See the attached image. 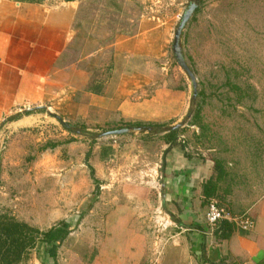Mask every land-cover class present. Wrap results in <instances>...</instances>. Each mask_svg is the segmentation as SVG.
I'll use <instances>...</instances> for the list:
<instances>
[{
  "label": "rangeland",
  "instance_id": "374dc122",
  "mask_svg": "<svg viewBox=\"0 0 264 264\" xmlns=\"http://www.w3.org/2000/svg\"><path fill=\"white\" fill-rule=\"evenodd\" d=\"M34 1L56 4L67 0ZM71 1L77 7L72 61L82 71L86 67L94 80L104 77L105 71L100 72L98 58L85 62L84 52H99L101 40L118 38L122 40L121 49L132 44L133 52L155 54L156 69L149 73L150 80L153 77L156 88L181 87L187 101L185 113L175 124L181 123L178 141L184 145L182 151L188 154V161L219 160L226 166L230 175L221 180V186L224 191L235 192L234 202L238 197L251 201L260 197L264 166V0H199L180 38L183 56L197 83L194 101L189 78L171 51L174 30L190 0ZM196 103L199 115L193 123L189 112L191 104ZM38 112L44 116L42 121L16 129L4 121L15 113L0 120V215L39 228L38 216L44 211L59 208L61 214L69 212L65 219L55 221L68 222L70 230L57 247L58 257H65L68 249L90 257L95 249L84 245L86 240L104 238L107 233L103 221L108 210L101 204L107 202L100 201L99 196L143 194L147 201L142 211L135 212L129 202L131 211L126 213L144 219L147 225L143 229L155 241L153 257L144 264H165L161 263L163 246L178 242L176 233L181 230L167 210L185 208L178 196L177 202H164L172 192L164 173L167 155L163 134L171 120L142 122L152 124L150 131L102 135L129 126L91 124L81 118L68 120L54 108ZM102 146L112 149L106 158L100 157ZM240 171L250 172L251 176L238 177ZM215 199L220 206L229 204L226 197L224 201ZM207 202L201 199L195 206L199 203L201 230L214 238L215 225H208L204 219ZM189 256L193 258L192 253ZM28 257L29 253L21 264Z\"/></svg>",
  "mask_w": 264,
  "mask_h": 264
},
{
  "label": "crops",
  "instance_id": "0c3cea01",
  "mask_svg": "<svg viewBox=\"0 0 264 264\" xmlns=\"http://www.w3.org/2000/svg\"><path fill=\"white\" fill-rule=\"evenodd\" d=\"M76 16L77 7L71 0L56 4L0 0V120L22 110L54 108L68 120L81 118L91 124L120 126L126 121L169 120L168 125L175 124L185 113L187 101L181 87L156 88L153 77L150 80L149 73L156 69L155 54L133 52L132 44L121 49L122 40L118 38L101 40L99 52H84L85 62L98 58L100 72L105 71L104 77L94 80L86 67L82 71L79 64L72 61L77 41ZM43 117L42 113L34 111L8 124L16 129L42 121ZM167 147L164 142V148ZM165 155L164 173L172 192L163 196L164 202H177L178 196L186 204L185 208H177V215L173 208L167 210L172 222L181 230L176 233L178 242L163 246L161 263L264 264V166L263 193L253 201L238 197L237 203L234 202L235 192L224 191L221 186V180L230 175V170L223 166L215 198L224 201L226 197L227 210L233 214H250L255 225L249 231L235 230L229 238L214 236V239L201 230L199 203L195 206L203 199L201 183L216 174L213 162L201 159L190 163L178 145L172 146ZM246 173L240 171L237 175L251 176L250 172ZM99 199L107 202L101 203L108 210L103 221L107 233L104 238L86 240L84 245L95 249L93 255L86 257V253L68 249L65 257H58L59 249L52 259L45 251V244L39 241L23 264H144L147 258L153 257L155 241L143 229L146 221L126 213L131 211L132 204L135 212H139L147 197L137 193H102ZM69 215V212L61 214L59 208L46 210L38 216V229L47 230L57 224V219Z\"/></svg>",
  "mask_w": 264,
  "mask_h": 264
},
{
  "label": "trees",
  "instance_id": "16d2710c",
  "mask_svg": "<svg viewBox=\"0 0 264 264\" xmlns=\"http://www.w3.org/2000/svg\"><path fill=\"white\" fill-rule=\"evenodd\" d=\"M24 1H33V0H24ZM42 108H33L29 110H24L22 112L15 113L5 118L4 121L8 122L18 118L21 115L30 114L34 111L41 110ZM190 120L193 123H196L199 115V105L191 104L190 107ZM3 121V122H4ZM124 123V124H123ZM123 126H144L151 127L150 123L142 122H123ZM161 127V124H154ZM68 130L70 127L65 126ZM178 128L170 129V126L163 130L165 137V142L168 144V147L164 150L166 153L172 146L179 145L183 150L184 145L178 141ZM112 151L110 146H102L100 157L105 158ZM188 157V154H184ZM213 170H215V176H211L201 183L202 195L204 201H208L207 204L211 201H216L215 190L217 188V183L221 179L223 173V166L219 160H213ZM95 183L96 180H95ZM98 188V186H96ZM220 206V205H219ZM236 226L227 221L222 220L215 224L213 228V235L216 238L226 239L237 230ZM69 230V224L66 221H61L60 223L52 226L47 230H40L35 226L29 225L26 222L16 220L14 217L8 216L6 214L0 215V264H19L22 262L28 253L35 247L37 242H42L45 244V251L47 255L55 259L57 247L62 243L66 238Z\"/></svg>",
  "mask_w": 264,
  "mask_h": 264
},
{
  "label": "water",
  "instance_id": "95a60500",
  "mask_svg": "<svg viewBox=\"0 0 264 264\" xmlns=\"http://www.w3.org/2000/svg\"><path fill=\"white\" fill-rule=\"evenodd\" d=\"M198 2H199V0H190L188 2L186 9L183 12L182 16L180 17L179 23H178L176 29L174 30L173 39L171 42L172 55H173L175 61L177 62V64L180 66V68L186 73L187 77L189 78L191 90H192L191 99L193 101L195 100L196 95H197V83H196L193 71L190 69L189 65L187 64V62L183 56L182 48H181V44H180V38L182 35V30L185 27V24L188 22L191 15L193 14V12L195 11V9L197 8ZM56 117L61 121V123L64 126H67V123L62 121L59 116H56ZM180 125H181V123L171 125L170 129L178 128ZM150 130H151V127H149V126L148 127L147 126L146 127H144V126H129V127H120V128H114L111 130H107V131L103 132L102 135H119V134L134 132V131L139 132V131H150Z\"/></svg>",
  "mask_w": 264,
  "mask_h": 264
},
{
  "label": "built area",
  "instance_id": "2783aa9c",
  "mask_svg": "<svg viewBox=\"0 0 264 264\" xmlns=\"http://www.w3.org/2000/svg\"><path fill=\"white\" fill-rule=\"evenodd\" d=\"M204 219L208 225L212 226L219 221L227 220L243 231H249L255 225V221L250 214H233L225 207L217 205L215 201L207 204Z\"/></svg>",
  "mask_w": 264,
  "mask_h": 264
}]
</instances>
